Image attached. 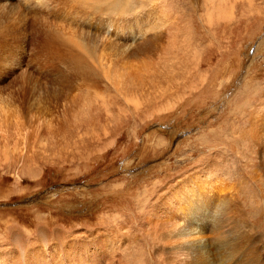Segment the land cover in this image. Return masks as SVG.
Instances as JSON below:
<instances>
[{
    "label": "rangeland",
    "instance_id": "1",
    "mask_svg": "<svg viewBox=\"0 0 264 264\" xmlns=\"http://www.w3.org/2000/svg\"><path fill=\"white\" fill-rule=\"evenodd\" d=\"M150 2L147 4H150L153 13L149 5L145 4L147 7H143L147 9L139 8L140 13L137 14L142 15L141 10L145 13L149 11V15L155 20L167 15L168 23L178 28L171 29L172 35H169L170 30L162 36L163 41H166L162 44L169 45L170 39L174 42L179 38L185 47V50L178 55L173 52L174 57L169 54L171 58L169 55L166 56L167 58L159 56L161 50L157 55L156 53L155 56L153 55L155 61L164 58L171 62L181 60L178 70H173V67L166 68L170 73H180L174 78L177 84H165L164 87L174 94L161 101L155 100L154 104L149 106L146 103L136 105V102L140 101L134 96H128L131 100L124 96L120 97L112 91V86L104 81L92 83L87 88L86 85H81L79 78L73 76L68 85L72 88L70 91L73 95L82 94L85 97H89L88 94L92 97L98 95L106 100H117L120 97L119 102L115 101L114 105L113 100L111 101L113 110L108 107L109 112H107L106 106L103 107L101 118L97 117L95 108L91 111L93 114L90 112L91 114L86 117L79 116L80 119L85 117V122L89 120L84 127L87 130L86 134H90L88 146L83 145L82 141L78 140V136L76 137L80 129H75L76 127L71 123L73 118L70 119L62 113L63 107L54 105L49 108L57 117L55 123L58 127L52 125L53 133L57 136L45 135L37 144L35 142L30 144L31 147L37 145L38 157L36 155L32 157L25 139L24 143L23 138L22 140L2 138L0 140V263L27 264L30 261L31 264H55L60 260L58 264H71L70 258L62 253L67 248L71 249V253L79 251L78 247L74 248V245L70 247L66 244L79 242L78 234L90 235L97 232L99 235L102 233L101 236H107L109 243L117 242L116 254L108 252L102 257V264H162L156 261L157 249L153 250L151 244L141 245L150 238L143 226L147 224L146 227H149L147 219L151 213V202L156 196H152L150 203L145 206L147 213L140 212L139 207L149 197L151 186L158 190L159 194L163 189H167L168 192L175 182L184 180L197 167L204 166L203 162L213 157L218 161L219 156L223 158H221L223 164L221 177L223 180L227 177L229 181L226 179L225 181L230 183L227 188L237 187L236 190L226 191L227 198L230 196L231 201L233 193L235 196H242L241 206L245 209L249 225H252L257 232L255 237L262 236L261 244L264 245V208L262 209L264 186H260L264 182V173H262L263 178L256 182H252L249 178L248 175L254 168L253 163H259L261 158L260 155H256L255 150L250 151V146L244 139L246 135L242 132L249 113L248 106L258 105V102L264 98V0ZM145 13L143 15L147 14ZM155 13L158 18H155ZM231 13L237 17L234 19L237 21H234L235 25L230 26ZM224 16L228 18L225 19ZM239 20L243 25H240ZM219 22L222 24L227 22L229 27L222 28V31L218 32L213 27L216 28ZM183 26L188 29L187 33L190 35L185 33L187 29H183ZM164 29L168 30L169 27ZM190 29L192 32L189 31ZM170 36L172 37L168 39ZM215 37L223 41L222 46L214 42ZM229 37L233 38L232 43H229ZM121 39L120 47L127 51L133 39L129 40L127 34ZM34 43L32 41L26 45L28 56L36 46ZM213 44L218 52L212 50ZM126 55L125 61L129 60L134 64L143 59L150 60L146 59L142 52H138L137 55ZM25 63H28V59H25ZM18 66L22 65L14 62L17 71L14 73L0 71V93L4 90L17 91L18 84L15 83V79L20 73ZM29 69L38 73L40 68L36 69L37 71L33 70L34 67ZM235 72L238 74L236 75ZM12 86H15L16 90ZM105 86L111 89L108 90L109 88ZM101 92H105L104 95ZM61 97H63L61 100L66 98L65 94ZM38 100V97H34L30 101L32 106L26 105V107L36 112ZM22 117L21 121H25L26 116ZM113 119L117 120L112 124ZM104 120H109L107 123L112 129L120 121L121 125L114 131L107 127L108 124L106 121L103 122ZM20 153L23 156H20ZM246 182L247 186L251 185L255 188L254 192H257L263 203L261 208L254 206L253 200H246L245 195L242 194ZM181 186L176 189H180L181 192L189 190H183ZM134 198H137L136 201ZM218 203L215 197L213 208ZM169 210L170 206L165 212ZM112 215L120 216L125 221L122 222L123 232L115 230L116 221L108 223ZM136 218L140 220L136 221ZM43 230L47 235L46 240H41L40 237ZM57 232L62 234L63 238H67V242L56 239ZM134 238L139 239L140 242H136ZM109 243L107 244L109 249H115ZM36 252H40L39 258H33L32 255Z\"/></svg>",
    "mask_w": 264,
    "mask_h": 264
},
{
    "label": "bare ground",
    "instance_id": "2",
    "mask_svg": "<svg viewBox=\"0 0 264 264\" xmlns=\"http://www.w3.org/2000/svg\"><path fill=\"white\" fill-rule=\"evenodd\" d=\"M152 1L154 2L155 0H0V71L14 73L16 71L14 62L15 64L22 65L18 66L20 73L15 79V83L18 84L17 91L8 92V90H4L3 93H0V140L2 138L7 140H22L23 138L24 143L26 140L29 144L27 147L30 148L32 157L34 155L38 157L36 151L37 145L31 147L30 144L34 142L37 144L45 135L57 136L53 133L52 127L53 124L57 126V123H55L57 117H55L56 115L53 112H50L49 108L51 105H54L63 107L62 113L66 117H70V119L73 118L71 123L76 127L75 129H80L79 131L77 130L76 137L78 136V140L82 141L83 145H87L90 134H86L87 130L84 127L87 126L89 120L85 122L84 118L91 114L94 108L97 110V117L101 118L104 106H106L107 112L113 108L111 106L113 99H101L102 97L100 98L98 95L92 97L90 94H88L89 97H85L82 94L73 95V92L70 91L72 88L68 86L73 76L79 78L81 85H86L87 88L92 83L104 81L106 84L112 86V91L118 96L127 98L130 95H132L131 97L134 96L135 99L140 101L136 102V105L146 103L149 106L154 104L155 100L159 99L161 101L170 96L173 91L164 88L165 84H177L174 82V78L178 77L177 75L180 73H170L166 68L171 69L170 67H173V70H178L179 65L181 66V60L171 62L169 59H166V56L169 54L173 55V52L178 55V53L185 50V47L179 38L173 42L170 39L172 36L168 38L170 39L169 45L162 44L166 42L163 41L162 36L166 35L171 29L174 30L176 26L172 27L168 23L167 15H164L162 19L155 20L149 15V11H146L147 14L144 11L142 12L143 8L147 7L146 5H149L148 7L150 8V4L147 3H152ZM139 8L142 9V15L137 14L140 11ZM151 12L153 13V9ZM143 13L146 15H143ZM131 14L136 15L131 17ZM231 14V20H228L230 26L234 24V21H237L234 20L237 19L234 13ZM154 15L155 18H158L156 13ZM172 17L174 16L172 15ZM227 18L225 17V19ZM242 21L240 25H243ZM127 22L129 24L126 25ZM177 23L179 24V21ZM167 26L169 29H164ZM215 27L213 29L221 32L222 28L229 27V24L227 22L223 24L219 22ZM182 28L185 29L184 26ZM182 28L181 30H183ZM232 29L235 30L233 27ZM175 32L178 35V32ZM187 32L188 29L185 33L188 34ZM124 34L128 35L129 40L133 39L130 45H128V50L125 47L127 51L123 47H120L121 38ZM169 35H172V30ZM165 38L166 36L164 40ZM32 41L33 43L35 41L34 44L36 46L32 49L31 55L28 56L26 45L30 44V42L32 43ZM232 41L233 38L229 37V43H232ZM136 42H138L137 45ZM214 42L222 46L223 41L215 37ZM213 45L212 50L218 52L215 44ZM189 46L191 47V45ZM160 50L163 55L159 53V56L166 58L155 61L153 55L155 56V53L157 55ZM138 52H142L146 56V59L150 60L143 59L137 64L131 63L129 60L125 61L124 57L126 54V56L130 54L137 55ZM25 59H28L29 64H24ZM205 60H207V57ZM31 67H34L33 70L35 71H37L36 69H40L37 71L38 73H35L29 69ZM219 67L221 66L219 65ZM12 87L15 89V86ZM83 89L85 88L83 87ZM104 93L101 92L102 95ZM64 94L66 98L63 101L61 100L63 98L61 96ZM34 97H38L39 99L36 102V112H32L26 107V105L32 106L30 101ZM48 98L50 99L47 101L46 99ZM118 98L117 100H113V105L115 101L119 102L120 99ZM128 99L131 100L130 97ZM116 104L115 108L117 107ZM119 104L121 106L122 101ZM248 107L249 113L247 114L245 126L243 127L242 125V132L246 135L244 139L250 146V151L255 150L256 155H260L261 158L260 161L258 160L259 163H253L254 168L251 169L248 175L252 179V182H256L260 178H263L262 173H264V98L258 102V105L250 104ZM80 115L85 116L81 118L82 121H80ZM22 116H26L25 121H21ZM107 119H109L108 116ZM114 120L117 119H113L110 122L113 124ZM107 121L106 124H108ZM120 125L121 121L114 125L113 127L115 128L113 129L109 124L107 127L115 131ZM43 129H46V131H43ZM234 131H232V134ZM79 133L82 135H79ZM239 137L241 138V136ZM20 156H23L22 153H20ZM221 158L219 156L217 161L213 157L203 162L202 165L204 166L197 167L184 180L181 179L175 182L168 192L167 189H163L159 194L158 190H155L151 186L149 197L146 200L144 198L145 202L139 207L140 212L147 213L145 206L150 203L152 196H156L153 202H151V213H149L147 219L149 227H146L147 224L143 226L150 238L148 241L145 240L144 244L141 245L151 244L153 250H158L157 262L162 264H264V245L261 244L263 238L262 236L255 237L257 232L254 231L255 229L252 225H249L245 209L241 206L242 196L240 197L237 193L236 195L238 196H235V193H233L231 201L229 200L230 196L227 198V192L229 190H236L237 187L234 189L227 188L230 185L227 182L229 180L227 177H225L227 181L223 180L220 174L221 169H223V164L221 163L223 158ZM245 184L246 187L241 191L242 194L245 195L246 200H253L254 206L261 208L263 203L259 199L257 192H254L255 188L251 187V185L247 186V182ZM261 184L260 186H264V182ZM180 185H182L183 190H189L181 192L180 189H176ZM174 189L176 191L172 192ZM137 194L139 193L137 192ZM262 194H264V187ZM215 197L219 203L213 208L212 204ZM168 206H170V210L165 212ZM110 219L108 223L116 221L114 225L115 230L123 232V223L125 221L116 215H112ZM135 220L139 221L140 218H136ZM101 235L103 234L100 233L99 235L97 232L90 235L78 234L77 238H80V241L67 243L66 246L71 247L74 245V248L78 247L79 252L71 253V249L68 250L67 248L62 254L66 255L68 259L70 258L71 264H102V257L108 252L116 254L117 242L111 241L109 243L107 241L108 237ZM56 236L55 238L59 239L60 242L67 240V238H63L62 234L60 235L58 232ZM40 237L41 240H46L47 235L44 230L40 234ZM133 240L140 242L137 238ZM41 242L43 243V241ZM108 243L115 249H109ZM39 255L40 252H36L32 256L33 258H39ZM154 260L152 261L154 262ZM29 262L27 264H31ZM58 262L60 260L55 264H58Z\"/></svg>",
    "mask_w": 264,
    "mask_h": 264
}]
</instances>
